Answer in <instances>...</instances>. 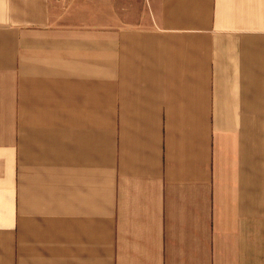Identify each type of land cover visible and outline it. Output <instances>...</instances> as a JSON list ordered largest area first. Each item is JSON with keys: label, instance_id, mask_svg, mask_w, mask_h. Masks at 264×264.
<instances>
[{"label": "crops", "instance_id": "crops-1", "mask_svg": "<svg viewBox=\"0 0 264 264\" xmlns=\"http://www.w3.org/2000/svg\"><path fill=\"white\" fill-rule=\"evenodd\" d=\"M0 264H264V0H0Z\"/></svg>", "mask_w": 264, "mask_h": 264}]
</instances>
